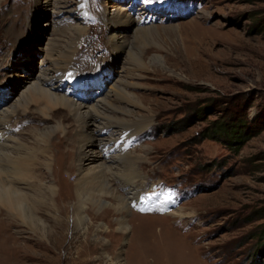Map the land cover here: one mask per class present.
Listing matches in <instances>:
<instances>
[{"label": "rangeland", "instance_id": "374dc122", "mask_svg": "<svg viewBox=\"0 0 264 264\" xmlns=\"http://www.w3.org/2000/svg\"><path fill=\"white\" fill-rule=\"evenodd\" d=\"M57 1L0 0V106L14 104L53 60L72 61L69 97L90 96L92 104L101 96L120 108L130 102L128 115H115L126 131L104 133L113 136L105 154L126 146L148 186L121 215L116 202H90L84 223L73 201L62 220L42 212L53 237L40 225H19L20 235L1 238L16 250L1 252L0 264H264V0H67L72 12L60 16ZM40 2L48 9L37 12ZM113 14L142 21L140 32L123 30L127 51L111 45ZM118 88L128 101L112 98ZM32 100L10 132L34 150L42 133L51 130L54 145L72 128L78 151L71 112L45 118L44 105ZM145 119L146 129L129 137ZM232 119L255 133L240 147L213 133V122ZM62 154L53 169L74 191L77 173ZM119 179L111 180L118 194ZM168 193L169 211L180 216L156 209Z\"/></svg>", "mask_w": 264, "mask_h": 264}, {"label": "bare ground", "instance_id": "6f19581e", "mask_svg": "<svg viewBox=\"0 0 264 264\" xmlns=\"http://www.w3.org/2000/svg\"><path fill=\"white\" fill-rule=\"evenodd\" d=\"M57 2L52 10L58 16L72 12L68 9L67 0H58ZM45 9L48 8L42 6L37 12L45 11ZM141 22V20H132L128 15L117 14L110 17V28L114 32L111 45L118 53L127 51L130 48L129 42L126 41L127 34L123 30L138 31L143 27ZM52 62L53 65L50 69H41L40 76L36 78L37 80L20 94L14 104L11 102L4 106L3 103L0 106V253L9 254L16 250L14 246L8 245V242L1 241V238L6 235H20L21 232L17 230L19 225L29 226L33 230L37 225H40L44 228L43 234L47 238L53 237L52 228L47 225L49 220L45 219V215L42 217V212L49 211V214H52V216L54 214L55 218H61L62 220L71 201H73L74 214L78 217V222L84 223L87 220L84 211L90 202L97 206L101 203L108 204L111 202V204H114L116 202L117 205L113 206V210H117L121 215L124 214V210L128 209L132 197L134 195L139 196L140 190L148 186L146 177L133 166L134 162H132L126 146L122 145L123 147L119 149L121 152L113 153L110 158L105 154V148L110 147L108 143L112 141L113 137L109 135L126 131L115 116L120 112L125 115L130 113L128 108L130 102L126 98L127 93L125 90L118 88L120 94L117 93V95L112 96L115 101H128V103L125 102L127 106L125 105L122 108L108 105L107 101L101 96H96L92 104L87 102V100L92 99L90 96L86 97L85 101L75 100L64 92L65 83L76 79L71 70L73 68L72 61L53 60ZM88 86L90 87L89 84ZM72 88L73 86L70 87V89ZM65 90L67 91L68 88ZM107 95L111 97L110 93H107ZM74 96L79 98L77 92L74 93ZM31 99H36V102L44 105L43 108L47 111L45 118L52 116L53 113H59L57 111L62 109L71 112L73 118L78 122L75 139L77 144L81 145L78 151L73 150L75 142L72 128L70 131H67V128L63 129L64 140L61 142L62 139H60L61 143H58L59 145L56 143L53 145V143H50L51 140L48 141L53 133L50 132L51 130H47L46 134H39L40 138L36 140L37 147L34 150L23 143L17 135L10 132V123L14 122L15 116L21 111L27 110ZM147 122L148 119L143 120L138 128L129 134V137H133L146 129ZM107 129L111 130L109 135L104 134ZM88 141L89 143L84 147L83 145ZM65 151H67L70 156L69 159L72 161L70 170L77 173L76 181H74V191L67 186L66 180H61L60 176L62 174L57 176L58 172L55 171L57 166L54 164L59 157L65 160L66 157L62 154ZM77 158H79L78 164H76ZM123 159H126V162ZM60 167L62 166L60 165ZM111 178L118 179V181L119 178L123 179L119 194L115 192V189H112L114 186L111 184ZM141 202L142 206L145 207L146 201L141 200ZM157 202L156 209L167 212L166 216H180L169 211L172 209V203H175L174 196L170 193L157 199ZM110 210L112 209L110 208ZM150 210H153L152 206H150ZM55 218L53 217L51 220ZM126 222L124 217L119 221L121 225H125ZM179 223L181 222L178 221L176 224L179 225ZM141 224L143 223L140 222ZM14 228H16L15 234H12L10 231ZM11 237L4 240H12L13 237Z\"/></svg>", "mask_w": 264, "mask_h": 264}, {"label": "trees", "instance_id": "16d2710c", "mask_svg": "<svg viewBox=\"0 0 264 264\" xmlns=\"http://www.w3.org/2000/svg\"><path fill=\"white\" fill-rule=\"evenodd\" d=\"M247 122V121H246ZM213 122V133L223 134L226 142L230 145L240 147L247 140H249L255 133L248 128L244 121L238 122L230 120L229 123H222L218 125Z\"/></svg>", "mask_w": 264, "mask_h": 264}]
</instances>
